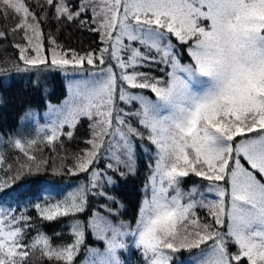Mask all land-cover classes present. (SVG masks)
<instances>
[{"label":"snow or ice","instance_id":"obj_1","mask_svg":"<svg viewBox=\"0 0 264 264\" xmlns=\"http://www.w3.org/2000/svg\"><path fill=\"white\" fill-rule=\"evenodd\" d=\"M36 7L52 9L58 21L79 19L80 27L99 33L104 47L80 54L52 38L46 55ZM88 13L90 23L80 19ZM9 17L16 23L0 27V39L20 33L26 44L14 47L30 66L14 65L17 71L43 65L84 78L72 82L69 100L50 109L35 137L8 142L26 159L14 166L0 153L7 177L0 178V193L49 170V161L34 154L39 144L63 147L60 137L71 139L85 118L91 138L89 148L73 154L70 168L63 158L51 167L54 175L87 173L88 183L54 203L35 205L48 222L74 217L73 241L55 244L39 230L29 239L31 218L0 204V264H33V257L76 264L82 247L83 264H125L121 253L129 251L139 252L143 264H174L181 251L189 253L186 264H264V0H81L75 9L67 0H34L31 6L0 0V18L6 24ZM173 39L187 46L190 62L181 63ZM153 65L169 70L164 77L140 70ZM121 102L134 108L126 111ZM136 140H147L155 154L150 195L133 225L110 218L119 211L107 204L93 210L89 201L115 203L104 190L115 181L97 166L107 159L114 173H133ZM190 173L208 181L206 191L217 198L206 201L196 187L184 192L180 185ZM198 208L210 220H201ZM81 214L86 218H75ZM86 234L102 242L103 251L88 247Z\"/></svg>","mask_w":264,"mask_h":264},{"label":"trees","instance_id":"obj_2","mask_svg":"<svg viewBox=\"0 0 264 264\" xmlns=\"http://www.w3.org/2000/svg\"><path fill=\"white\" fill-rule=\"evenodd\" d=\"M72 1L74 0H67V3L70 7L75 5L74 9L79 3H81V0H75L76 3H73ZM32 3H29V5L31 6ZM33 10L36 11L37 15L41 17L42 20L41 28L44 33L43 46L46 55H50V48L53 47L50 43L52 38L56 40L57 44L62 45L64 50L74 49L80 54L89 51H98L100 48L104 47V44L100 40L99 33L89 31L87 27H80L79 19L74 22H62L54 18V12L50 8L46 7L44 10H41L39 7H36ZM44 11H47L48 13L47 20H43ZM80 19L87 20L90 23L91 13L83 15ZM15 23L16 20L12 17L8 18L6 24L4 20L0 18V27L11 29L10 25H14ZM91 26L95 27V25ZM25 42L26 41L22 38L20 33L8 35L7 39H0V68L6 70L5 74H0V153H4L7 162L12 163L14 166V162L17 158L21 161L26 158L8 142L14 138L27 139L34 137L31 134L30 127L23 128L26 115L34 110L40 112L46 109L49 102L51 104H60L66 96V87H64L63 84V81H66L59 75H56L55 78L56 80L59 79L57 85L52 82L53 80L48 81L50 83L45 85L41 78H39L41 76L40 72L34 69L29 71L16 70L14 65H17L21 69L30 67L25 66L23 62L19 60V49L14 47L15 44L24 45ZM178 46L183 50L181 55H184V59L187 60V46L180 44H178ZM5 53H10V57L12 58L9 67L3 62V56ZM188 62H190L189 59ZM162 67L164 66L153 65L151 69L142 68L140 70L151 71L152 75L164 77V73L169 69L165 68L162 72L160 71V68ZM36 75H39V77L37 78ZM134 91H143V93L146 92L144 93L146 95L150 93L146 90L137 89ZM150 94L153 95L152 93ZM121 107L125 108L126 111L134 108V106L124 105L123 103ZM136 107H138V105H136ZM130 119H132L135 124L134 118ZM85 122L88 123L87 127H89V121L86 118L81 119L74 129L73 137L71 139L66 136L60 137V140L63 142V147L57 144L55 151H53L50 146L39 144L38 150H36L34 154L38 159H47L51 167L58 166L63 158V163L70 168L72 166L71 158L74 151L77 152L80 148L86 149L90 147L85 144L86 140L89 139V136L86 135L82 137L83 139L79 136L83 131L80 129H85L86 127L83 125ZM69 130L70 129L67 126L64 129L65 132ZM89 134H91L90 130ZM70 142H74L75 147H73ZM144 144L149 148L153 146L147 142V140L144 141ZM152 149L155 150L154 147ZM70 151H72V153ZM66 155H68L67 159L64 158ZM149 159L150 156H147L142 147L138 144L135 155V171L126 174L125 176H120L119 173H114L112 170L107 169L105 165L104 167H99V165L104 164L106 160L102 159L97 167L106 172L107 175L112 176L115 181L114 184L106 185L104 188L110 196L115 198V203L106 200L103 197H90V207H92L93 210H100V205L107 204L114 210L119 211L118 217L110 218L131 222L134 225L142 200L145 198L146 194L150 195L147 191L146 194L143 193L145 192L143 189L149 183L147 179L150 176L152 169L149 168ZM153 162L154 158L152 163ZM51 167H49L47 172L24 176L17 180L13 185L5 189L4 192L0 193V204L4 207H10L13 209L17 216L23 214L31 218L29 223L32 227L28 229L29 239L35 236L37 230H39L51 236L53 238V243L55 244L71 243L74 239L71 234V223L74 217H61L56 221L48 222L40 217L35 205H43L46 202L54 203L55 201L62 199L63 196L70 191L68 183H71L72 185L78 183L79 186L84 184L82 179H87V173H80L78 175H54L51 171ZM121 171L127 170L121 166ZM0 178H7L3 170H0ZM206 184V180L202 177L189 174V176L183 178L180 186L184 192H188L190 188L195 185L198 187L200 186V189H204ZM63 185L66 186L64 187ZM195 198L197 199V197ZM201 198L202 197H198L197 200ZM205 200L207 201V199ZM121 205H123V207H120ZM196 211L201 220H210L206 210L203 208H198ZM104 214L107 215L106 212ZM86 215L87 214H81L75 218L83 220L86 218ZM56 234H59V236ZM85 243L88 247L98 248L100 250L104 249V244L96 240L91 234H86ZM129 243L131 244V240H129ZM85 251L86 250L82 247L80 254L76 258V264H83ZM188 257V252L181 251L176 254L174 264H186ZM121 259L125 261V264H143L139 252L135 251L121 253ZM32 261L33 264H47L46 261H41L39 257H33Z\"/></svg>","mask_w":264,"mask_h":264},{"label":"rangeland","instance_id":"obj_3","mask_svg":"<svg viewBox=\"0 0 264 264\" xmlns=\"http://www.w3.org/2000/svg\"><path fill=\"white\" fill-rule=\"evenodd\" d=\"M27 2H29V3H32L34 0H26ZM73 3H76L75 2V0L74 1H72ZM41 3H43V0H41ZM73 9H74V7H75V5H72L71 6ZM11 27L13 26V25H10ZM50 33H52V32H50ZM53 34V33H52ZM9 35H12V34H9ZM173 43L175 44L176 43V48H177V51H178V53L180 54V59H181V63H188V59H189V57L187 58V60L186 59H184V55L182 56L181 55V53H182V49L178 46V44L179 43H177L176 42V40L175 39H173ZM25 44H26V42H25ZM31 54V53H30ZM11 60H12V58L10 57V53H5L4 54V56H3V62L5 63V65L7 66V67H9V65L11 64ZM113 63H114V61H113ZM86 67H91V66H87L86 65ZM34 70H36V71H38V72H40L41 73V76L39 77V75H36V77L38 78H41V80H42V82L46 85V84H48V83H50V82H48V81H50V80H53L52 82L55 84V85H57V81H59V79H55L56 78V75H59L63 80H65L66 82H64L63 81V84H64V87H66V96H65V98L62 100V102L60 103V104H51L50 102H49V104L47 105V107H46V109H44V110H42V111H40V112H38V111H36V110H34V111H32V112H29L27 115H26V118H25V123H24V127L23 128H26V127H30L31 128V134L35 137L36 136V131H37V129H38V127L39 126H43V125H45L46 123H48V119H49V117H48V114H49V112H50V109H52L53 107H59V106H62V105H64V103L67 101V100H69V98H70V85L72 84V82L74 81V80H78V79H82V78H84V77H82V76H80L79 74H73V73H71V72H69V73H67V74H65L64 72H61L60 70H57V69H54V68H46L45 66H43V65H41V66H38L37 68H34ZM116 71L118 72L119 71V69H116ZM147 91V90H146ZM137 92H140V91H137ZM144 93H146V92H144ZM143 93V94H144ZM146 95V94H145ZM150 97H152L153 99H154V96L153 95H151L150 93L148 94ZM121 105H122V102L119 104V106L121 107ZM29 114H32V115H29ZM87 122H85L83 125L84 126H86L87 127ZM85 127V129H80V130H83L82 132H81V134L79 135L80 136V138H82V137H84V136H86V135H88L89 136V139L91 138V134H89V127H87L86 128ZM30 132V131H29ZM83 139V138H82ZM87 141V140H86ZM144 141H146V140H143V141H140V140H136L135 141V144H136V147H135V155H136V148H137V145L139 144L141 147H142V149H143V151H144V153L147 155V156H150V159H149V168H152V166H154V162L152 163V161H153V158H154V154H155V150H153L152 148L154 147V146H152L151 148H149L148 146H146V144H144ZM148 142V141H147ZM70 144L73 146V147H75L74 146V142H70ZM85 144H86V142H85ZM88 145V144H87ZM88 146H90V145H88ZM83 148H80V149H78V151L77 152H75L74 151V154L75 153H78V152H80L81 150H82ZM71 153H72V151H70ZM65 159H67L68 158V155H66V157H64ZM106 162H110V161H108L107 159L105 160V162H104V164H100L99 165V167H104V165H106ZM151 164V165H150ZM151 174L152 173H150V176H151ZM191 174V173H190ZM149 176V177H150ZM149 177H148V182H149ZM82 182L84 183V184H87L88 183V174H87V179H82ZM206 187L204 188V189H200V186L198 187V186H193V187H196L198 190H199V193H203V195H205V196H203V198L205 197V199H207V200H214V199H216L217 197H216V195H215V193H209V192H207L206 191V188H207V186L209 185V182L208 181H206ZM149 184V183H148ZM57 185H61V184H57ZM64 187L66 186V185H63ZM77 187H79V185H78V183H75V185H72L71 183H68V188H69V190L70 191H73V190H75ZM181 187V186H180ZM193 187H191L190 188V190L193 188ZM144 188V187H143ZM182 189V188H181ZM145 192H143L144 194H146L147 192H149L150 193V189L149 188H147V187H145L144 189H143ZM183 190V189H182ZM63 191H64V189H63ZM62 191V192H63ZM147 191V192H146ZM196 197H197V199H198V197H201L199 194L198 195H196ZM101 251H103V250H101Z\"/></svg>","mask_w":264,"mask_h":264}]
</instances>
